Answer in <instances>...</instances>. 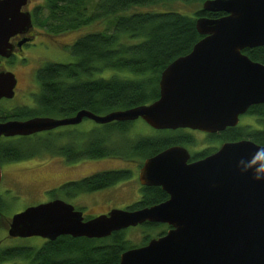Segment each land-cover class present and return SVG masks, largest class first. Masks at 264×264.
Returning a JSON list of instances; mask_svg holds the SVG:
<instances>
[{
  "label": "water",
  "instance_id": "1",
  "mask_svg": "<svg viewBox=\"0 0 264 264\" xmlns=\"http://www.w3.org/2000/svg\"><path fill=\"white\" fill-rule=\"evenodd\" d=\"M29 2L0 0V56L9 58L10 39L33 29L32 13L25 10ZM202 9L226 15L197 19L203 38L162 72L156 101L106 115L81 110L61 119L0 123V138L77 126L85 119L98 125L143 119L157 131L207 134L237 127L251 107L264 105V64L243 53L264 47V0H207ZM16 84L14 74L0 72V100L13 99ZM190 158L185 147L172 146L144 162L140 184L161 188L169 196L165 202L85 219L57 199L15 214L8 235L104 239L146 223L164 224L170 227L166 234L125 251L120 264H264V178H256L264 177V146L243 139L224 143L200 161L188 163Z\"/></svg>",
  "mask_w": 264,
  "mask_h": 264
},
{
  "label": "trees",
  "instance_id": "2",
  "mask_svg": "<svg viewBox=\"0 0 264 264\" xmlns=\"http://www.w3.org/2000/svg\"><path fill=\"white\" fill-rule=\"evenodd\" d=\"M169 1H182L203 5L207 0H98L92 15H88L86 0H46V18H40L39 8L33 13L36 23L51 33L81 29L100 18L113 16L104 31L87 34L70 47L76 62L48 63L38 79L41 92L36 100L35 115L51 118L75 116L81 110L97 115L128 110L156 101L160 96L159 82L162 72L179 57L189 54L201 36L196 27L199 18L218 19L225 13L196 11L186 16L176 11H144L123 14L137 6H154ZM125 38V39H123ZM123 40V41H122ZM134 41V43H132ZM244 54L264 64V47L246 49ZM120 75H97L105 72ZM25 115H20L19 117ZM244 116L255 118L251 123L239 124L207 140L236 142L249 139L264 146V105L253 106ZM133 122H113L95 125L80 131L77 128L51 138H24L0 143V164L30 160L41 154L71 156L69 161L117 158L145 160L166 148L181 144H197L193 136L183 130L158 131L154 136L127 139ZM71 154V155H70ZM131 177L128 171H105L84 179L69 182L60 189L68 196L93 193L110 188ZM59 190L52 191L53 196ZM142 200L134 207H151L167 201L169 196L159 187L143 188ZM5 204L0 196V216ZM151 231L160 229V237L170 229L164 224H144ZM147 236V235H146ZM144 237L142 244L149 242ZM137 246L128 241L125 231L113 233L104 239L72 238L62 236L55 241L45 240L36 249L14 247L0 249V264L24 260V264H120L121 255Z\"/></svg>",
  "mask_w": 264,
  "mask_h": 264
},
{
  "label": "rangeland",
  "instance_id": "3",
  "mask_svg": "<svg viewBox=\"0 0 264 264\" xmlns=\"http://www.w3.org/2000/svg\"><path fill=\"white\" fill-rule=\"evenodd\" d=\"M29 6L25 8L26 11L33 13L39 8L40 18H46L48 11L45 9L46 0H29ZM98 0H86L88 4V15H92ZM202 5L198 3H187L182 1H169L154 6H137L133 7L130 11L123 14H131L135 12L144 11H176L186 16H194L197 10ZM114 17L100 18L89 25L82 27L79 30L62 33H51L45 31L46 39L43 40L44 46L40 47L45 49L41 54L42 60L69 64L76 62V57L71 54L69 47L79 38L94 32L104 31L109 23L113 21ZM44 33V32H43ZM125 39V38H123ZM123 41V40H122ZM134 43V41L132 42ZM120 75V72L107 71L104 74L97 75L96 77L111 76L112 74ZM121 76V75H120ZM13 100L3 99L0 100V110H6L20 105L22 102L19 94ZM251 123L254 127L256 119L247 116L240 118L239 124ZM96 123L91 120H84L76 128L80 131L89 130L95 127ZM98 125V124H97ZM66 128L62 131L65 133ZM158 131L151 128L143 119L133 122L130 132L127 134V139H136L141 136H154ZM196 142L199 144L197 150H208L220 146V143L207 140L205 135L194 133ZM186 144L185 147L192 151V148ZM53 162V163H50ZM144 160L140 158H132L122 160L117 158H106L99 160H82L77 166L73 167L69 173H60L53 168L57 165H67V163H60L59 159L51 158L47 154H41L30 160L21 161L19 163H10L4 166L5 175L0 184V196L2 197L5 208L0 216V249H8L14 247H33L40 248L45 240L39 237L28 239L10 238L8 235L9 227L12 217L24 211L28 207L45 204L53 199L54 190L59 195L58 198L73 205L77 210L80 209L85 219H90L106 213L111 208L123 207L129 203H135L141 198L140 182H139V166L143 164ZM50 164L49 168L43 167ZM127 169L131 171V177L127 180L121 181L114 187L108 190H101L93 193H79L76 196H66L60 189L63 185L69 182L78 181L94 175L96 173L105 171H117ZM56 197V198H57ZM129 242L132 245L140 247L144 242V237L149 239L157 237L160 229L151 231L145 225L131 227L124 230ZM26 261L18 259L9 261L3 264H24Z\"/></svg>",
  "mask_w": 264,
  "mask_h": 264
},
{
  "label": "flooded vegetation",
  "instance_id": "4",
  "mask_svg": "<svg viewBox=\"0 0 264 264\" xmlns=\"http://www.w3.org/2000/svg\"><path fill=\"white\" fill-rule=\"evenodd\" d=\"M31 13L33 17V11ZM32 23H33V29H31L28 34H25V35L19 34L10 39V44L13 47L12 55L9 58L0 56V72H9V73L14 74L15 79L17 81L16 87H15V96L13 99L17 98L16 96L18 94L22 96V98H20L22 103L20 105L14 106L13 108H10V109L0 110V123H6L9 121H26V120L33 119V118H51L50 116L35 115L33 112V109H35L37 105L36 100L41 92V82L38 79V74L40 70L43 67H45L48 63H53V62L45 61V59L42 60L43 57H41V54H40V53H43L45 50V49H42L40 45L42 47H45L44 46L45 43L43 42V40L47 38V36L45 35L46 30L36 23L35 18H32ZM25 39H28V41L23 43ZM3 99H6V98H3ZM13 99H9V100H13ZM19 114L20 115L23 114L25 116L24 117L22 116L20 118ZM55 119H61V118H55ZM66 128L74 129L76 128V126L60 127V128L53 129L51 131L40 132V133H36L30 136H15V137H4L3 136L0 138V143L19 141L24 138H37V137L51 138V137H54L55 135H60L62 131ZM181 130H183L185 134L193 136L194 138H195L194 136L195 132L199 134H203L205 135L206 139L209 138V136L218 135L222 133L220 132L217 134H207L201 131L191 130V129H181ZM174 131H177V130H174ZM224 143H227V142H224ZM224 143L220 144L219 148L214 147L208 150H202V149L197 150L196 148L199 147L198 143L195 145H190V144L188 145L189 147L192 148V151L189 148L185 147L186 144H181V145H176V146L185 147L189 151L190 156H191L188 163H194V162L200 161L216 153ZM46 154L47 156H51V158L59 159V162L62 164L67 163V165L64 164V166L58 164L57 168L55 167L53 168L55 171H59L60 173L71 172L72 168L77 166L78 163L80 162V161L79 162L69 161L68 158L71 157L69 155L53 156L50 153H46ZM151 157L146 158L144 162ZM10 163L12 164V163H19V162H10ZM10 163L0 164L1 169H2V178L5 175L4 166ZM50 163H53V162H50ZM143 164L139 166V173H140V170ZM49 165L50 164H46L43 167L49 168ZM117 171H121V170H117ZM124 171L131 172L127 169H124ZM110 188H107L104 190H108ZM143 188H149V187H143L141 185L140 190L142 191ZM63 194L67 196L69 193H67L66 191H63ZM56 195H59V194H56ZM56 195L53 196L52 201L60 199ZM142 197H143V194L141 193V198L137 202L132 203V204L129 203L128 205H124L123 207L111 208L109 211L103 214H108L113 209L135 211V210L147 208V207L134 208L142 200Z\"/></svg>",
  "mask_w": 264,
  "mask_h": 264
},
{
  "label": "clouds",
  "instance_id": "5",
  "mask_svg": "<svg viewBox=\"0 0 264 264\" xmlns=\"http://www.w3.org/2000/svg\"><path fill=\"white\" fill-rule=\"evenodd\" d=\"M260 171H264V169H261ZM256 178H257V179H262V178H264V177L257 176Z\"/></svg>",
  "mask_w": 264,
  "mask_h": 264
}]
</instances>
